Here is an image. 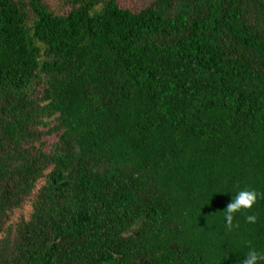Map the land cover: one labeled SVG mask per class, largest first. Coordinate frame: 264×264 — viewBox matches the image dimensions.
I'll use <instances>...</instances> for the list:
<instances>
[{
  "label": "trees",
  "instance_id": "16d2710c",
  "mask_svg": "<svg viewBox=\"0 0 264 264\" xmlns=\"http://www.w3.org/2000/svg\"><path fill=\"white\" fill-rule=\"evenodd\" d=\"M54 1L0 0V264L264 251V0Z\"/></svg>",
  "mask_w": 264,
  "mask_h": 264
},
{
  "label": "clouds",
  "instance_id": "9594fccd",
  "mask_svg": "<svg viewBox=\"0 0 264 264\" xmlns=\"http://www.w3.org/2000/svg\"><path fill=\"white\" fill-rule=\"evenodd\" d=\"M260 195L261 194L253 189L244 188L236 191L235 195L232 196L230 202L226 205V208L223 211V219L228 231L239 228V222L235 221L237 214H244L245 222L248 224L257 223V215L254 213H248L252 212ZM241 264H264V251H259L249 245Z\"/></svg>",
  "mask_w": 264,
  "mask_h": 264
},
{
  "label": "rangeland",
  "instance_id": "374dc122",
  "mask_svg": "<svg viewBox=\"0 0 264 264\" xmlns=\"http://www.w3.org/2000/svg\"><path fill=\"white\" fill-rule=\"evenodd\" d=\"M153 0H119L120 4L123 7H129L131 9H140L142 7H145ZM47 3L50 7L55 8L57 7L58 3L54 0H47ZM54 140L49 139V143H53ZM29 210V208H26V212Z\"/></svg>",
  "mask_w": 264,
  "mask_h": 264
}]
</instances>
